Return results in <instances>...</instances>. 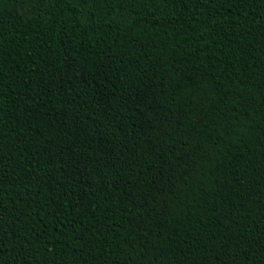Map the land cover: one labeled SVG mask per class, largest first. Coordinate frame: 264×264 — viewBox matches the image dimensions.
<instances>
[{"label":"trees","instance_id":"16d2710c","mask_svg":"<svg viewBox=\"0 0 264 264\" xmlns=\"http://www.w3.org/2000/svg\"><path fill=\"white\" fill-rule=\"evenodd\" d=\"M0 264H264V0H0Z\"/></svg>","mask_w":264,"mask_h":264}]
</instances>
